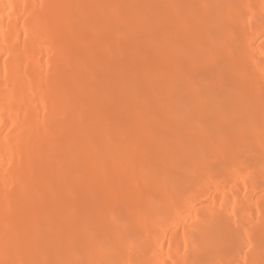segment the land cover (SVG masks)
<instances>
[{
	"label": "bare ground",
	"instance_id": "6f19581e",
	"mask_svg": "<svg viewBox=\"0 0 264 264\" xmlns=\"http://www.w3.org/2000/svg\"><path fill=\"white\" fill-rule=\"evenodd\" d=\"M0 264H264V0H0Z\"/></svg>",
	"mask_w": 264,
	"mask_h": 264
}]
</instances>
